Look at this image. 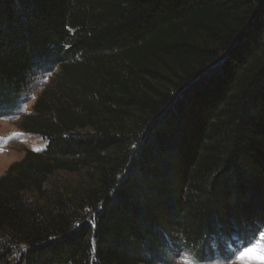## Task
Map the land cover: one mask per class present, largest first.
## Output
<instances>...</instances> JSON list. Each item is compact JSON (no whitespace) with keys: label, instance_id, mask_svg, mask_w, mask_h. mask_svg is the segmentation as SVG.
Returning <instances> with one entry per match:
<instances>
[{"label":"trees","instance_id":"16d2710c","mask_svg":"<svg viewBox=\"0 0 264 264\" xmlns=\"http://www.w3.org/2000/svg\"><path fill=\"white\" fill-rule=\"evenodd\" d=\"M57 68L23 122L46 148L0 176V264L229 259L264 231V0H0V115Z\"/></svg>","mask_w":264,"mask_h":264},{"label":"rangeland","instance_id":"374dc122","mask_svg":"<svg viewBox=\"0 0 264 264\" xmlns=\"http://www.w3.org/2000/svg\"><path fill=\"white\" fill-rule=\"evenodd\" d=\"M59 71L60 68H57L54 72L38 73L22 97L21 106L12 114L0 115V176L7 172L12 163L21 160L28 149L41 151L46 148L47 140L23 129V122L27 115L34 113V106L42 93L51 89ZM85 174V171H58L50 177L45 188L48 191L56 185L66 188L81 186L85 183ZM48 194L45 197H48ZM231 250L234 255L229 259L217 258L198 262L190 254H185L170 264H264V231L247 246L240 243L239 247Z\"/></svg>","mask_w":264,"mask_h":264}]
</instances>
